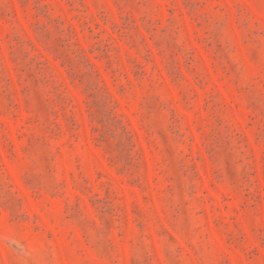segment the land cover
I'll return each instance as SVG.
<instances>
[{
	"label": "rangeland",
	"instance_id": "rangeland-1",
	"mask_svg": "<svg viewBox=\"0 0 264 264\" xmlns=\"http://www.w3.org/2000/svg\"><path fill=\"white\" fill-rule=\"evenodd\" d=\"M0 264H264V0H0Z\"/></svg>",
	"mask_w": 264,
	"mask_h": 264
}]
</instances>
